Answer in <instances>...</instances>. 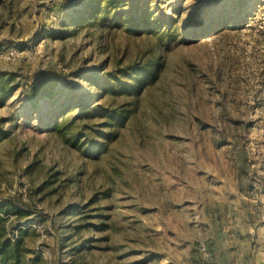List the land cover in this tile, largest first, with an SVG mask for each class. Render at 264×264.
I'll list each match as a JSON object with an SVG mask.
<instances>
[{"label":"rangeland","instance_id":"rangeland-1","mask_svg":"<svg viewBox=\"0 0 264 264\" xmlns=\"http://www.w3.org/2000/svg\"><path fill=\"white\" fill-rule=\"evenodd\" d=\"M123 1L0 0V264L264 261V0Z\"/></svg>","mask_w":264,"mask_h":264},{"label":"trees","instance_id":"trees-1","mask_svg":"<svg viewBox=\"0 0 264 264\" xmlns=\"http://www.w3.org/2000/svg\"><path fill=\"white\" fill-rule=\"evenodd\" d=\"M123 0H91V3L87 5V8L89 9L88 15L86 17V20L84 21L85 25H95V26H100V27H111L117 23L120 22V17H123L121 13L122 6H123ZM135 14H132L127 16L124 21H122V26H136L135 22ZM82 20V18L80 19ZM143 20H145L143 18ZM155 70V67L153 65H150L149 63H146L143 67H134L132 66L129 69V73L127 78L130 79L129 82L125 83L121 79H114V86H116L118 89L120 88L123 92L127 94H131L132 92L136 91L141 87L153 74ZM112 74L109 72L104 75V77L101 80L94 81L93 83L94 87L97 88L103 96H106V94H112L109 93L111 90V86L113 84L112 82ZM130 90V91H129ZM42 94V99L45 97H48L49 95L52 94L50 92V89H45L44 86L38 87V95ZM70 103L73 102V100H69ZM52 100L50 99L46 105L47 110L51 111L52 108H50V105H52ZM78 103H82L80 100H78ZM92 103H84L82 104V112L83 114L90 113L95 109L96 105H91ZM59 106H61L64 110L65 108L63 107L64 105L62 103H59ZM62 112V110H61ZM56 114V113H55ZM52 116V112L49 113V115L46 116ZM55 116L53 115V119L55 120ZM52 119V120H53ZM8 244L6 239L3 241H0V256L3 259H0L1 261L6 260L8 256ZM14 257V256H13Z\"/></svg>","mask_w":264,"mask_h":264},{"label":"crops","instance_id":"crops-1","mask_svg":"<svg viewBox=\"0 0 264 264\" xmlns=\"http://www.w3.org/2000/svg\"><path fill=\"white\" fill-rule=\"evenodd\" d=\"M243 264H244V263H243ZM247 264H264V261L259 260V259L256 258V260H255V259H254V261L251 260V261H249Z\"/></svg>","mask_w":264,"mask_h":264}]
</instances>
